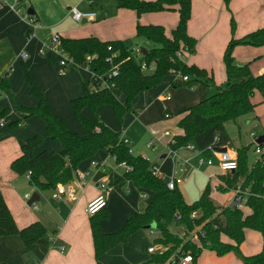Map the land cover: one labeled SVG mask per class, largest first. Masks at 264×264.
Listing matches in <instances>:
<instances>
[{"label":"crops","instance_id":"obj_1","mask_svg":"<svg viewBox=\"0 0 264 264\" xmlns=\"http://www.w3.org/2000/svg\"><path fill=\"white\" fill-rule=\"evenodd\" d=\"M91 1V4H88L86 0L19 1L18 7L30 9L33 18L39 24L32 36L27 35L28 25L21 14L12 7V0L0 1V78L8 83L7 89L0 87V106L10 110L9 120L3 121L0 126V191L18 228L39 221L46 230V243L35 242L29 247H25L18 234L0 236V264H146L144 261L146 246L155 238L149 232L155 229L152 227L155 225L149 224L128 236L126 242L118 243L101 255L95 256L90 227L91 215L86 214L85 206L89 200L99 194V184H106L107 195L104 211L107 217L100 220V230L103 233L119 230L130 214L142 212L153 197L151 190L135 187L128 180H120L125 167L117 163L105 149L98 150L92 157L78 164L76 171L88 174L84 182L78 183L74 175L70 181L59 184L53 190H40L31 186L25 174H18L10 167L11 161L21 154L20 147L24 139L45 134L44 120L38 115L25 117V113L19 108L20 106L34 107L38 103V100L29 92L30 87L25 80L23 66L44 93L50 109L64 121L70 131L80 136L84 135L70 100L83 93V85L89 83L92 73L87 67H81L72 61L69 63L74 67L60 73L58 71V59L62 57L60 52L52 53L47 50L45 55L39 54V49L49 43L53 32L59 33L60 39L95 36L100 40L119 39L125 44L126 42L132 44L131 40L135 39L137 23L162 25L165 34L169 36L168 31L171 33L178 20L176 10L137 15L131 9L117 7L116 0ZM190 1L187 33L196 40V44L195 51L192 54L184 52L182 59L188 65L195 64L204 68L207 71V77L196 79V81H191L192 77H189L184 81L180 75L165 76L157 87L138 93L132 100V111L124 113L121 120L114 115L120 125L105 119L103 113L106 105L98 107L93 113L86 108L82 110V115L88 119L99 120L100 118L110 128L122 132V136L129 140L133 154L144 155L152 166L158 168L159 177L163 172L161 171L163 166L158 159L171 157L165 146L168 137L163 135V131L168 129L173 134L181 133L182 130L176 127V122L185 113L181 111L210 96L216 91V86H221V83H217L215 79L216 68L220 72L219 79L223 82L226 80L224 65L219 61V57H213V52L218 48L220 55L230 40L231 19L235 24L234 38H240L264 26V0H229L227 4L225 0ZM71 6H76L85 12H94L95 18L82 19L86 20L84 26L76 24L73 27L71 25L73 19L69 12ZM111 18L114 19L113 22L121 24L122 30L116 25L108 30L103 29L104 23ZM58 47L63 52L60 43ZM131 47V53L138 49L142 52V48L147 47V43L144 40V44ZM21 51L27 53L26 58L19 56ZM242 51H248L251 55L243 58ZM202 54L206 55V61ZM254 54L260 55L261 60L251 64V73L262 74L264 73V45H236L233 48V55L237 58L236 62L239 65L252 62L251 58ZM247 60L249 62H246ZM116 95L120 101L125 98L121 92H117ZM166 95L169 96L168 99ZM253 103L254 110L249 114L264 130L262 97H257ZM160 107H163L164 113H169L170 117H164L159 111ZM13 120H19L21 124L10 129L8 124ZM136 131L139 132L138 134L142 132L144 136L148 134L149 137L152 135V137L161 138L162 143L159 145L162 146V150L153 161L139 144L138 136L136 138L133 133ZM261 135L264 136V131ZM149 139L144 143L146 148H148L146 144ZM228 147L236 149L232 146ZM43 149L58 152L61 145L58 140L44 137L42 144L33 150V155ZM134 150H137V153H134ZM178 152L183 157L191 153L185 148L179 149ZM256 161L257 158L253 160L251 167ZM214 175H216L214 182L209 181L211 187L216 186L220 181L218 169L215 170ZM187 179L186 174V181ZM182 184L183 182L178 185L180 191ZM62 187L70 189L72 196L62 193L58 197H52V192ZM29 189L38 193L36 208L28 205L29 198L24 197L25 194L30 195ZM215 191L217 190L211 192ZM142 193L145 196H142ZM62 246L63 249H61Z\"/></svg>","mask_w":264,"mask_h":264},{"label":"trees","instance_id":"obj_2","mask_svg":"<svg viewBox=\"0 0 264 264\" xmlns=\"http://www.w3.org/2000/svg\"><path fill=\"white\" fill-rule=\"evenodd\" d=\"M116 1L117 7L131 9L137 15L164 10L177 11L178 20L170 36L165 34L164 27L159 24L137 23L135 26V36L145 40L148 46V51L142 54V59L147 66L152 64L153 68L145 72L125 42L119 39L100 40L95 36L61 38L60 47L64 54L76 65L87 67L92 73L89 83L83 85V93L70 100L84 135L70 131L64 121L50 109L44 93L23 66L24 77L30 87L29 92L38 103L34 107L19 108L25 113V117H41L45 122L44 136L58 140L61 149L58 152L43 149L33 155V150L44 140L43 136L34 135L22 141L21 154L11 161L10 167L18 174L30 171L31 186L40 190H53L59 184L70 181L78 164L101 149L107 150L111 156L115 155L117 163L124 162L129 166L119 179L131 181L135 187L151 190L153 197L142 212L130 214L122 227L113 233H103L100 230V220L107 217L105 207L91 215L90 227L96 257L112 246L126 242L128 236L138 229L154 224L159 232L154 241L169 245L165 256L180 247L183 251H190L194 261L204 247L217 255L240 253L239 246L244 240L245 230L258 231L262 237L261 250L242 256L240 264H264V162L257 159L253 166L248 168L249 146L235 149L237 169L231 174L220 175L219 179L226 187H220L223 189L221 191H226L239 178H243V185L249 186L252 193L246 202L251 211L244 214L240 208L218 210L208 198L211 190L209 183L198 200L185 202L178 186L172 190L168 189L163 180L151 174V164L146 158L128 152V146L122 142L120 131L110 128L100 120H91L82 115L84 108L96 111L102 105H110L116 118L121 120L124 113L132 111L134 97L142 91L160 85L165 76L172 74L171 70L192 77L191 81L207 77L204 68L195 64L188 65L176 55V52L184 47L192 53L195 51L196 40L187 33L190 0ZM234 28L235 24L231 19L232 36L223 53L225 86H216L213 94L181 111L185 113L176 122V127L182 132L175 134L174 143L171 145L173 149L192 144L203 154L210 155L206 147L214 138L217 145L230 146V137L224 123L253 112L255 104L252 97L256 91L261 94L264 102V73L253 75L248 63L239 65L232 54L236 45H264V26L240 38L233 37ZM109 56L111 62L106 60ZM113 68L116 75L109 76ZM0 87L8 88V83L3 78H0ZM117 92L124 94L123 101L117 98ZM159 111L165 114L163 107H160ZM9 114L8 108L0 106V126L3 121L9 120ZM20 124L19 120H13L9 121L8 127L13 129ZM193 211H197L198 217L191 218ZM176 215L179 217L176 218ZM174 226H180L182 237L171 229ZM199 226L201 229L197 230ZM193 231L197 232L201 246L185 239ZM45 233V227L39 221L18 228L0 191V236L18 234L25 247H29L35 242L46 243Z\"/></svg>","mask_w":264,"mask_h":264},{"label":"built area","instance_id":"obj_3","mask_svg":"<svg viewBox=\"0 0 264 264\" xmlns=\"http://www.w3.org/2000/svg\"><path fill=\"white\" fill-rule=\"evenodd\" d=\"M0 1H5V0H0ZM19 1H22V0H12V7L14 9H16L21 14L22 18L26 21L28 28H29L27 35L32 36L35 28H37L39 24L36 22V20L32 16V14L28 10L18 7ZM86 1L88 4L92 3L91 0H86ZM69 12H70L72 19L75 21H80L82 19L91 20V19L95 18L94 12L81 11L76 6L69 7ZM59 43H60L59 33L53 32L51 34L49 43L46 44L45 46H43V48H40L39 53L44 55V54H46L47 50L54 53L56 51L54 49L55 45L56 44L58 45ZM186 51H189V50L187 49V47H184L183 50H181V49L178 50L176 52V55L182 58L183 53ZM142 54L143 53L139 49L137 51H135L134 53H132L133 56L141 58L139 60V63L141 65L142 69H152L153 65L151 64V65L147 66L142 59ZM19 56L21 58H26L27 53L25 51H21ZM106 60L111 62V56H109ZM70 61H72V59L69 58L68 56H66V55L62 56L59 59L58 71L60 73L66 72L68 69L67 65ZM171 73L173 75H180L184 81L189 79L188 76L181 75V74H179V72H176L175 70H171ZM111 75L112 76L116 75V70L114 68L110 72L109 76H111ZM165 97L167 99L169 98L168 95H166ZM164 117L168 118V117H170V114L165 113ZM163 135L168 137V140H167V143L165 144V146L167 147L168 151L171 154V158L173 160L174 166H177V167L185 166L186 168H191L192 165L190 164V159L195 157L196 158V164L195 165L197 167L212 166L215 163L214 162V159H215L216 160V166L218 169V175L231 174L237 169L238 160H237L236 150L231 148V147H228L226 145L225 146L217 145L216 144V141H217L216 138H214L213 142L210 143L206 147V149L210 152V155H205V154H203V152L201 150H197L192 144H186V145L181 146L177 149H173L171 147V145L174 143L175 134H173L170 130L167 129V130L163 131ZM250 135L252 136L253 141L255 143L254 151L258 156L257 159L260 160L261 162H264V142L258 143L257 142L258 137L255 135L254 132H251ZM122 142L128 146V152L133 154L132 148L129 146V140L127 138L123 137ZM160 143H162L161 138L158 136H154L147 141L146 145L150 150L155 151L158 148V145ZM217 147H225V150L224 151L217 150L216 149ZM181 148L187 149L188 151L193 153V155L192 156H186V157L180 156L178 150ZM142 156H143V158H146L144 155H142ZM112 157L114 158V160H116L115 155H112ZM119 164L123 165L126 169L129 168V166L124 162H121ZM174 166H173V168H174ZM150 170H151L152 175L160 178L161 180H164L166 187L170 190L174 189L176 186H178L179 184H181L182 182H184L186 180V174H176V172L174 171L173 173L165 176L166 179H163L164 176H162V177L158 176V168L156 166L151 165ZM87 175H88L87 172H79V171L75 172V176H76L78 183L84 182ZM25 176L29 179L30 171H27L25 173ZM212 176H213V174H210L209 177H212ZM243 181H244L243 178H239L238 181L233 186H231L229 189H227L226 191H221V190L225 189L226 187H225V184L223 182L219 181V183H217L216 186H214V187L210 186V189H211L210 192L214 191V190H217V191L219 190L221 192L229 193L230 194L229 202L227 203V205L224 208H241L242 205H246L248 197L250 195H252V193L249 189V186L243 185ZM98 187L100 190L99 194L96 197H94L93 199L89 200L85 206V212L88 215L95 214L96 212H98L100 209L106 207V205H107V195L105 193L106 184L101 183V184H99ZM220 187L223 189H221ZM262 187L264 188V181L262 183ZM62 193H66L69 197L72 196V192L70 189H66V188L62 187V188H58L56 192H52V197H58ZM142 196H145V194L142 193ZM24 197L30 198V195L25 194ZM263 198H264V194H263ZM31 205L35 208L37 207L35 203H32ZM217 209L220 210L222 208L218 207ZM190 216H191V218L198 217L197 211H193ZM178 217L179 216L176 215V218H178ZM200 229H201V227L199 226L197 228V230H200ZM149 232L151 235H154L155 238L158 236V235H156V233H159L156 229H151V230H149ZM185 239L190 240L192 242H195L201 246L196 231L190 232L185 237ZM61 249H63V246L61 247ZM168 249H169V245H166L163 242H156L153 239L146 246V252L148 254H150V256H151L150 261L146 264H194L195 261H194L193 255L190 253V251H183L180 247H178L171 254H169L168 256H165Z\"/></svg>","mask_w":264,"mask_h":264},{"label":"rangeland","instance_id":"obj_4","mask_svg":"<svg viewBox=\"0 0 264 264\" xmlns=\"http://www.w3.org/2000/svg\"><path fill=\"white\" fill-rule=\"evenodd\" d=\"M104 1H106V0H104ZM225 2L227 4L229 2V0H225ZM79 10H81V9L79 8ZM113 20L114 19L111 18L107 22H105L104 23L105 27L103 29L108 30V29H111L112 26L116 25V27L118 29L122 30L121 24L115 23V22H113ZM85 22H86V20H82L80 22H76L73 20V21H71V25L73 27L76 24L78 26H84ZM89 24H91V23H89ZM168 35L170 36V31H168ZM82 37H86V36H82ZM73 38H79V37L75 36ZM134 38L136 40L135 39H134V41L131 40L132 44L130 42H126V44L128 46L131 45L133 47H135L136 45L144 44L143 39L137 38L136 36H134ZM131 46L129 47L130 50L132 49ZM54 49L57 51V53L60 52L62 54V56H65V54L59 50V47L57 44L55 45ZM223 50H225V49L223 48ZM223 50L221 51L220 55L218 52V48L214 49L215 52H213V57L214 58L219 57V61L222 63V65H224L223 64V53H224ZM186 52L188 54H192L191 51H186ZM232 54H233V51H232ZM250 55L251 54L248 51H242L241 52V57H243V58H247ZM202 56L205 58L204 61H206V57H205L206 55L202 54ZM233 56L235 58V55H233ZM133 57H135V56H133ZM59 58H60V56H59ZM135 59L139 61L141 58L135 57ZM236 59L237 58H235V61H236ZM258 60H261L260 55L254 54L253 58H251L252 62H250L248 64L249 68H250L252 63H254ZM246 62H249V61L247 60ZM68 67H69L68 68V70H69L70 67H74V66H72V64L68 63ZM150 70L151 69H144L145 72H149ZM215 75H216V78H215L216 82L217 83L219 82V83H221L222 86H225L226 80H224V82H223L222 79L221 80L219 79L221 76H220V72H219L218 68H216ZM256 96L261 98L260 93L255 92L254 96L252 97L253 102L257 98ZM104 108L105 109H104L103 114H104L105 119H107V120L110 119L114 123H117L118 125H120V123L117 121V119L115 118V116L113 114L112 106L106 105ZM90 112L93 113V111H91V110H90ZM98 119L100 121H103L100 118H98ZM224 126L226 129V132L228 133V135L230 137V146H232L234 148H237L240 146H249L247 149V165H248V168H250L253 160L258 157L254 151L255 143H254L253 138L250 134H251V132H254L255 135L258 137L259 135L263 134V131H264L263 128L261 127V125L258 122H256V120L253 119V117L250 116V114H245L243 116H240L236 120H227L224 123ZM117 131H119V130H117ZM133 133L136 135V138L138 136L137 140H138L139 144L143 147V149L145 150L144 152H146V154L151 159V161H153V159H156V157L159 156V152L162 150V146L158 145V148L155 151H152L149 148H146L144 145L145 141L148 138H151L152 135L150 137L148 136V134H147V136H144L142 132H141V134H138L139 133L138 131L133 132ZM121 135H122V132H121ZM43 137H45V136H43ZM134 153H137V150H134ZM169 154H170V152H169ZM179 155L182 156L180 153H179ZM192 155H193V153H190L187 156H192ZM158 160H159V163L163 166V169L161 170L163 172L160 176V177L164 176L163 179H166L165 176L169 175L170 173H173L174 171L176 172V174H180V173L185 172L188 175L187 181L185 180L184 181L185 183L183 182V184L180 185L181 193L183 195L185 202H187V203H192V202L198 200L202 191L204 190L206 185L209 183V181L211 183H213L214 179L216 177V175H214V176H212V178H209L210 174L211 173L214 174L215 170L217 169L215 159H214L215 163H214L213 167H206V166L197 167L195 165L196 164V158L193 157L190 159V164L192 165L191 168H186L185 166H182V167L174 166L173 160L170 156H167L166 159H158ZM173 166H174V168H173ZM28 191L30 192V195H31L34 190L29 189ZM208 198L211 200V202L217 208L218 207L224 208L227 205V203L229 202L230 194L225 193V192H221L218 190L215 192H210ZM240 209L244 212V214H247L251 211L250 208L247 207L246 205H242ZM152 227L154 228L155 226H152ZM171 229H173L174 232L178 233L179 237L182 236V233L180 232V230H181L180 226H178V227L174 226V227H171ZM156 235H159V233H156ZM223 239L228 240V238H226V237H223ZM261 246H262L261 234L258 231L247 229L245 232L244 240L240 244V253L230 252V253H227L224 255H217L214 251L208 249L207 247H204L203 250L201 251V254L197 258V260L194 262V264H239L241 262L242 256H247V255L258 253L261 250ZM145 254H146V257L144 258V261L146 263H148L150 261L151 256H150V254H148L146 252V250H145Z\"/></svg>","mask_w":264,"mask_h":264},{"label":"water","instance_id":"obj_5","mask_svg":"<svg viewBox=\"0 0 264 264\" xmlns=\"http://www.w3.org/2000/svg\"><path fill=\"white\" fill-rule=\"evenodd\" d=\"M28 11L31 13V10H30V9H29ZM147 51H148V48H147V47H143V48H142V52H143L144 54H145ZM257 142H258V143H262V142H264V136H262V135L259 136ZM216 149H217V150H222V151H224V150H225V147H217ZM38 199H39L38 193H37V192H33V193L31 194L30 198L28 199L27 204H28V205H31L32 203H36V202L38 201Z\"/></svg>","mask_w":264,"mask_h":264}]
</instances>
